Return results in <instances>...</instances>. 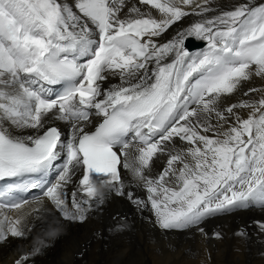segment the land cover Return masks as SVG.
<instances>
[{
    "label": "snow or ice",
    "instance_id": "snow-or-ice-1",
    "mask_svg": "<svg viewBox=\"0 0 264 264\" xmlns=\"http://www.w3.org/2000/svg\"><path fill=\"white\" fill-rule=\"evenodd\" d=\"M212 3L139 0L157 17L128 0H0V180L10 181L0 208L22 212L47 200L60 219L84 223L107 189L149 209L162 230L204 235L209 217L264 209V88L222 107L243 82L264 79V0L208 17ZM192 15L200 19L159 42ZM189 39L206 47L190 52ZM113 77L119 83L105 88ZM122 169L145 199L126 191ZM37 189L32 200L12 197ZM256 227L264 233V221ZM24 235L23 216L0 213V242Z\"/></svg>",
    "mask_w": 264,
    "mask_h": 264
},
{
    "label": "bare ground",
    "instance_id": "bare-ground-1",
    "mask_svg": "<svg viewBox=\"0 0 264 264\" xmlns=\"http://www.w3.org/2000/svg\"><path fill=\"white\" fill-rule=\"evenodd\" d=\"M239 2L242 0H213L211 7L215 11L206 15L212 17L231 10ZM132 5L141 7L142 11H152L158 17L155 10L140 5L139 0H128V6ZM198 19L200 17L192 15L176 22L159 42L163 43L177 30ZM204 47L206 43L202 49ZM116 83L119 79L113 77L104 87ZM252 88H264V79L253 77L243 82L234 95L222 98V107L239 100L258 98L260 93L244 95ZM238 111L242 117H247L248 110ZM58 126L65 133L70 131L63 122H58ZM175 144L182 146L179 139ZM166 162V155L154 158L152 174L160 172ZM121 174L126 177V191L145 199L146 191L136 187L131 174L123 169ZM103 191L106 193L104 204L98 211L90 213L84 223L60 219L47 200L42 205H27L22 212L0 208V213L10 217L23 216L25 225L23 238L9 236L0 242V264H15L22 255L31 253L40 241L45 246H41L38 254L30 255L26 264H264V233L256 227L257 221H264V209L252 207L209 217L200 225L207 235L196 228L165 231L154 223V215L149 209L141 211L126 196H117L107 189ZM118 223L127 227L117 230L115 225ZM242 228L247 235H235ZM216 232L222 234L221 239L215 238Z\"/></svg>",
    "mask_w": 264,
    "mask_h": 264
},
{
    "label": "water",
    "instance_id": "water-1",
    "mask_svg": "<svg viewBox=\"0 0 264 264\" xmlns=\"http://www.w3.org/2000/svg\"><path fill=\"white\" fill-rule=\"evenodd\" d=\"M196 44L197 43H189L188 46L189 48L194 49L196 47Z\"/></svg>",
    "mask_w": 264,
    "mask_h": 264
}]
</instances>
